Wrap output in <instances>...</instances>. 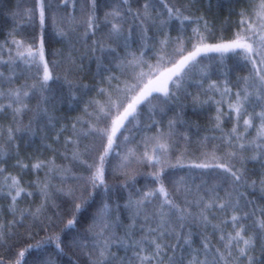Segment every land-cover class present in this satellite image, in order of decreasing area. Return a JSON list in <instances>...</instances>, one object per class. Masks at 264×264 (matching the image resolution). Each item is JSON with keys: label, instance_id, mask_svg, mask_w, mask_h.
I'll use <instances>...</instances> for the list:
<instances>
[{"label": "snow or ice", "instance_id": "snow-or-ice-1", "mask_svg": "<svg viewBox=\"0 0 264 264\" xmlns=\"http://www.w3.org/2000/svg\"><path fill=\"white\" fill-rule=\"evenodd\" d=\"M196 2L197 0H185L177 6L173 0H145L142 9L133 12L130 0H121L120 6L105 13L103 23L108 31L103 39H93L86 52L94 57L97 74L109 73L106 77L108 87L98 89V95L103 99L87 101L84 113L88 119L78 117L71 125L69 136H63L64 132L69 131L67 126L59 129L53 144H61L63 137L62 153L51 145L47 146L57 156L70 160L72 167L57 165L54 159H36L34 163L25 164L19 159L17 151L14 168L21 172L30 169L36 173L46 170L44 179L24 183L22 176H13L11 173L5 175L7 169L0 166V177H3V182L0 183V198L9 201L8 211L13 216V220L7 223L0 220V249L6 248L9 253L0 254V264H29L27 256L33 257L32 264H57L66 249L73 252V255L80 253L90 264H115L117 259L120 264H125V260L128 264L133 261L136 264H259V257L255 252L259 248L264 256V209L253 208L250 212L244 211L251 202L245 201L243 206L241 205L244 193L239 189H254L259 184L264 192V175L259 181L252 180L249 184L244 168L248 160L260 161L264 167V0H249L251 7L247 13H240V30L230 40L215 44L206 42L212 33L209 22L204 16H196L192 12ZM77 5L80 6L81 19L75 15ZM158 6L164 10L163 14L157 11ZM97 11L98 0H31V7L17 9L12 13L14 22L17 19L23 20L35 30L29 39H16L19 31L14 23L8 33L10 39L5 41L10 59L0 63H23L29 70H35V82L9 87L7 91L0 87V100L8 101L7 104H0V112L10 110L12 117L6 140L0 130V165L6 163L5 157L9 152L5 151V148H13L17 133L35 134L32 125L40 120H46V126L54 128V122H58L54 115L57 105H79L83 96L87 95L82 89L88 86L76 84L70 78L77 70L76 60L72 55L74 48L66 57L68 69L64 83L67 92L61 90L57 93L52 89L51 83L60 77L53 72L58 66L57 63L46 58L45 31L51 22L57 35L61 37H68L80 27L84 28V32L82 36H77L78 40L94 36L101 28ZM172 21L178 22L182 27L185 22L195 24L196 27L192 29L191 36L179 35L173 39L164 33V29ZM125 25H128L127 29ZM152 28L164 34V38L149 44L152 38L148 32ZM104 39L117 47L106 45ZM137 39L140 44L139 55L130 50L132 43H136ZM156 44L159 45L158 48ZM3 47L4 45H0V50H3ZM121 47L125 53L123 56L117 54V48ZM149 49L154 50V63L145 58ZM13 52L15 54L11 55ZM97 52L100 55H95ZM206 53H218L221 60L226 54H231L251 68L249 76L242 78V83L235 91L227 84L223 87L216 83L209 85V89L218 92L221 97L220 100L212 101L217 105L212 128L219 130L221 135L218 144L212 143L217 137H204L199 148V159L202 162L193 163L189 167L214 170L217 184L206 191L207 200L200 196L190 202L187 199L190 189L186 187L184 179L175 181L174 190L185 193L184 206H181L175 202L164 184L167 170L184 167L182 161L189 154V138L182 136L180 139L184 140L185 148L176 156L180 145L176 139L175 126L180 121L178 118L170 120L167 131L158 130L155 135L144 136L138 144L133 132L137 129L145 109L151 121L147 128L151 129L157 125L153 117L164 109L154 105L153 101L167 105L178 100L177 93L183 88V83L200 68V58ZM115 71H119V75L113 74ZM206 74L205 71L204 75ZM12 75H15L14 69ZM0 79H5L3 72H0ZM6 79L9 84L12 83V76ZM113 81L116 83L113 84ZM37 93L38 102L35 109H31L28 102ZM77 93L80 95L77 96ZM197 102L202 105L209 101L194 99V104ZM225 104L227 111L223 110ZM149 105L152 107L149 108ZM89 108L92 110L89 111ZM28 112H32L33 116L28 124L24 125L22 118ZM224 119L233 120L228 132L221 127ZM250 130L256 132L252 140L248 139ZM88 138H92L93 143L83 145L82 141ZM43 139L48 137L44 136ZM129 144H136V147H128ZM15 147L18 149V145ZM141 147L143 151L140 150ZM250 151L255 154L243 155ZM114 160L118 161L115 167ZM237 163L240 167H237ZM133 165L152 168L153 171L148 175L158 187L142 192L135 190L138 195L135 200L129 195L124 207L133 211V224L125 231L124 238H117L112 230L119 226L120 222L118 217L113 219V213L120 205L113 207L110 196L112 189L106 183L105 174L106 171L113 170L128 176ZM73 167L83 171L77 174L73 172ZM53 180H58L59 184H54ZM225 184L229 185V188L223 189L225 195L221 197L217 188ZM129 186L127 182L123 185L125 188ZM4 188L7 189L6 192L3 191ZM29 188L39 190L42 202L35 209L21 210L18 207L21 199L34 195L28 191ZM101 192L104 198L99 206L95 207ZM56 197L67 198L69 206L54 212L53 219L47 212L49 208L61 207L55 202ZM154 199H160V203L149 211ZM193 203L198 209L196 212L189 210ZM94 207L95 211L91 212L90 217L91 223L81 230L82 221ZM229 210L232 214L227 219H221L218 224H211V220L218 219L212 215L214 211L224 214ZM140 216L144 217L140 231L145 235L140 240H132L135 220ZM29 218L34 222L40 221L41 230L47 227L49 234L35 244L28 243L27 246L20 247L21 239L32 240L38 234L32 232L31 226L25 224ZM190 221L205 228L211 224L213 235L220 233L219 247L214 246L205 236L200 249L193 250L192 234L189 232L186 235L184 231ZM18 225L25 228L26 234L18 233ZM58 227L59 233L51 234L52 230ZM227 228H231V231H225ZM117 239L120 246H125V239L131 241L129 246L134 249L131 258H118L111 251L113 241ZM172 239L175 240L174 244L165 242ZM186 246L189 250L187 259L182 254ZM79 258L78 256L77 259Z\"/></svg>", "mask_w": 264, "mask_h": 264}, {"label": "trees", "instance_id": "trees-1", "mask_svg": "<svg viewBox=\"0 0 264 264\" xmlns=\"http://www.w3.org/2000/svg\"><path fill=\"white\" fill-rule=\"evenodd\" d=\"M145 0H130V6L133 12H136L138 9H142V5ZM177 3V6H180V3L185 2V0H173ZM259 2V0H257ZM121 0H98V11L97 15L99 22L101 23V28L96 31L94 36H89L88 38L78 40L77 36H82L84 28L80 27L75 33H70L68 37H61L57 35L56 30L52 26L51 22L46 26L45 31V52L46 58L51 62L55 61L57 67L54 68V75L59 76L60 79L53 81L51 83L52 89L59 93L63 90L67 92V86L64 83V76L67 74L68 64L66 62V57L69 55V52L74 48L75 51L72 52L74 59L76 60V71L71 75V79L74 83L80 85H87L88 87L82 89L83 92H86L87 95L83 96L82 102L77 105L76 103H62L57 105L54 115L58 118V122L55 123V127H47L46 120H40L39 123H33L32 132L29 133H17V138L14 141V146L11 150L5 148V151L9 152V155L5 157L6 163L0 165L5 167L7 171L5 175L11 173L13 176H22L23 182L28 183L30 181H36L37 179H44L45 171L41 170L38 173L26 169L21 172L18 168H14L13 165L16 163V153H19V159L25 164H31L40 160H50L54 159L57 165L72 167L70 160H65L60 156H57L53 151H51L47 146L51 145L52 148L57 149L59 152H63L64 149L61 146L63 137L61 138V144H53V139L56 136V133L62 126H67L69 131L64 132L63 136L67 137L71 134V125L76 121L78 117L83 120H87L88 117L85 116L84 109L86 103L91 99L102 100L103 97L98 95V89L107 88L108 84L106 82V77L109 73H104L103 75L97 74V64L92 55L86 54L87 48L91 45L93 39H103L108 29L104 26L103 20L106 12L111 11L113 8L120 6ZM31 7V0H0V45H4L3 50H0V61H7L10 59V55L7 51L8 45L5 41H8L10 38L8 36L9 31L13 28L14 23L18 26L19 35L16 36V39H29L34 27L30 24L25 23L23 20L17 19L13 20L12 13L17 11V9L23 10L24 8ZM127 7V6H125ZM251 7L249 0H197L192 12L196 16H204L205 19L209 22L212 27V33L209 36L207 43L214 44L218 42L228 41L233 38L234 34L240 30L239 22L242 19L240 13L245 11L247 13L248 9ZM80 6L77 5V11L75 15L78 19H81V12L79 11ZM198 9V11H197ZM123 10V9H122ZM157 11H160L162 14L164 10L158 6ZM63 14V13H62ZM155 15V13H153ZM129 22H131V17H129ZM128 25H125L127 29ZM196 27L195 24L190 22H185L183 27L176 21H172L164 29V33L175 39L179 35L191 36L192 29ZM149 37L152 39L149 41V44H153L156 41L162 40L164 34L159 32L156 28H152L148 32ZM104 43L110 47L116 48L117 46L111 41L104 39ZM190 47V45H188ZM158 48L159 45L156 44ZM140 44L137 39L136 43H132L131 51H135L139 55ZM13 52L11 55H14ZM117 54L123 56V48H117ZM154 50H147L146 59L150 63H154L153 59ZM95 55H100L97 52ZM200 68L193 74V76L186 80L183 83V88L177 93L178 100L172 101L167 105L160 103L159 101H153L154 105H157L159 108H163L162 113H157L153 119L157 122L156 126H153L151 129L147 128V125L151 122L148 117L147 109L141 115L137 129L133 132L135 136L136 143L138 144L144 136L155 135L158 130L167 131V125L170 120H178L175 126L176 139L179 142V150L176 152V156L179 155L180 151H183L185 148V142L183 139H180L182 136H187L189 138V143L187 145L188 155L182 161L184 167H177L174 169H169L165 173L166 179L164 180L165 187L168 189L170 195L175 200L176 203L184 206L185 193L176 192L174 190L173 183L179 181L181 178L186 182V187L190 189V192L187 193V199L190 202H193L199 199L200 196H204L205 200L208 199V196L205 195L206 191L211 188L213 185L217 184V179L213 174L214 170L208 169H198L194 167H189L193 163L202 162L200 157V141L204 137H217L216 140H213L212 143H219V137L221 135L219 130H213L212 125L214 123L213 118L216 115L217 105L213 103V100H220V94L209 89V85L216 83L218 86L223 87L225 84L228 87L232 88L233 91L236 90V87L242 83V78L249 76L250 65H245L244 62L231 54H226L223 60L220 59V54L218 53H206L202 54ZM107 64V61H105ZM18 65V66H17ZM51 67V64H50ZM15 70V75H12V70ZM206 71V75L204 72ZM0 72L4 73L5 79H0V87L3 90L7 91L9 87H19L25 83L32 84L34 83L35 70H29L26 65L17 61L15 65H6L0 63ZM113 74L119 75V71H115ZM12 76V83L9 84L7 77ZM123 80L124 77H121ZM116 82L113 81V84ZM80 93H77L79 96ZM39 94L33 96L29 100V107L35 109V106L38 102ZM198 98V101H209L208 103L199 104L198 102L194 104V99ZM7 100H0V104H7ZM149 108L152 105L148 106ZM92 109L89 108V111ZM223 110L227 111V105L223 106ZM259 111V109H257ZM33 113L28 112L23 116V124L27 125L29 120L32 119ZM12 117L9 111L0 112V130L3 131L4 139H7V129L11 126ZM259 122L257 121V124ZM233 125V120L224 119L221 127L225 132H228ZM79 128L80 125H77ZM249 140H252L256 136L255 130H250ZM44 136H47L48 139H43ZM93 143L92 138H88L82 141L83 145H88ZM18 145V149L15 147ZM128 147H136V144H129ZM143 151V148L140 149ZM254 152H245L243 155L251 156L254 155ZM89 162H91L89 160ZM118 161H113V167ZM173 163H175V156H173ZM237 167H240V164L237 163ZM244 168L247 172L248 183L250 184L252 180H257L264 175V167L260 161L248 160L244 164ZM73 172L80 174L83 169L72 168ZM153 169L147 166L133 165L129 169V175L125 176L120 171L108 170L105 174L106 183L109 188L112 189L110 196L113 207L116 204H119L120 207L113 213V219L116 217L119 218V226L113 228L112 232L117 238H124L125 231L128 229L129 225L133 224V211L124 207L127 203L129 195L132 199H138L137 192L135 190L148 191L158 187L157 184L153 183L151 177L148 173L152 172ZM85 175L87 173H84ZM3 182V177H0V183ZM54 184H59L58 180L52 181ZM128 183L130 186L125 188L123 185ZM229 185L225 184L217 188V191L221 197H224L225 191L223 189H228ZM3 191H7L6 188ZM28 191L34 193L32 197L22 198L18 207L21 210L24 209H35L42 202V197L39 194V190L36 188H29ZM240 192L244 193V198L241 200V205L243 206L245 201H250L246 208L243 210L250 212L253 208L259 210L264 209V192L261 191V186L257 184L255 188H246L242 187L239 189ZM210 195V194H209ZM103 193L97 197L96 206L98 207L101 199H103ZM55 202L61 207L59 209L49 208L47 215L55 219L53 215L54 212L62 211L64 207H68L69 203L67 198L56 197L54 198ZM162 199V198H161ZM160 199H154L152 204L149 206V211L158 207ZM9 201L4 198H0V220L7 223L13 220V216L8 211ZM95 207L91 209L87 217L82 221L81 230L84 227H87L91 223V212L95 211ZM190 211L196 212L198 209L195 203L189 208ZM232 214L231 210L227 213H220L214 211L212 215L218 217V219L211 220V224H218L221 219H227ZM18 215V214H17ZM259 212L257 211V216ZM256 217H253L255 219ZM211 219V216H210ZM251 223V221H249ZM26 225L31 226V231L38 233L32 240L21 239L20 247L27 246L28 243L35 244L38 241L43 240L48 234L49 231L47 227L44 230H41L40 221H32L31 218L25 221ZM144 224V217L140 216L135 220V228L133 229L132 240H140L142 236L145 235L144 232L140 231L141 225ZM208 225L205 228L203 225L198 223L189 222V225L185 228V234L191 232V248L193 250H199L201 242L204 237H208L211 243L219 247V232H216L213 235L212 226ZM62 227V225H61ZM146 227V225H145ZM17 231L20 234H26L25 228L17 226ZM59 227L52 230L51 234L59 233ZM225 231H231V228L225 229ZM169 244H174L175 240L165 241ZM11 243V241H9ZM131 241L125 239V246H120L119 239L113 241V246L111 251L116 254L118 258H131L133 256V251L129 245ZM18 250V249H15ZM0 254L9 255L7 249H0ZM171 254V253H170ZM178 254L180 252L178 251ZM187 259L189 255V250L187 246L182 253ZM255 255L259 257V264H264V256L261 255L259 248H257ZM80 257L77 259V257ZM29 264H32V256H27ZM53 259H56L53 257ZM203 259V256H201ZM57 264H90L89 260L86 257L76 253L73 255V252L65 250V254L57 261ZM115 264H120V260L117 259ZM125 264H128V261L125 260ZM132 264H136L135 261Z\"/></svg>", "mask_w": 264, "mask_h": 264}, {"label": "rangeland", "instance_id": "rangeland-1", "mask_svg": "<svg viewBox=\"0 0 264 264\" xmlns=\"http://www.w3.org/2000/svg\"><path fill=\"white\" fill-rule=\"evenodd\" d=\"M224 42H226V41H224ZM219 43V42H218ZM215 44V43H214Z\"/></svg>", "mask_w": 264, "mask_h": 264}]
</instances>
